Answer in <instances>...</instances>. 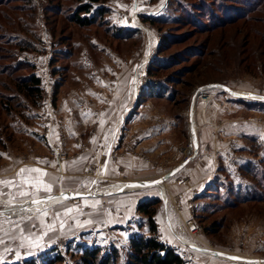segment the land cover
Here are the masks:
<instances>
[{"label":"rangeland","instance_id":"1","mask_svg":"<svg viewBox=\"0 0 264 264\" xmlns=\"http://www.w3.org/2000/svg\"><path fill=\"white\" fill-rule=\"evenodd\" d=\"M111 1L114 2H108ZM120 1L115 0L114 4ZM73 2L64 1L62 8L58 9V0H0V12L21 15L19 19L23 25L19 31L18 24L11 26L9 19L0 17V34L10 40L19 36L32 45L31 50H15L18 58L35 67L34 71L42 80V96L37 103L25 101L20 110L9 115L0 108V176L7 172L8 164L12 168L37 165L57 173L54 176L55 190L46 192L40 189L35 195L24 197L13 187L0 183V264H25L29 259L42 264L48 258L57 260L59 256L61 261L55 264H85L82 259L84 250L92 247L101 248L105 254L117 249L118 264H126L131 237L150 234L147 216L138 211L141 202L138 203V199L150 196L147 199L160 197L164 201L166 179L155 176L164 171L171 173L170 168L178 162V150L189 144L192 126L189 108L196 90L205 87L212 99L215 92L226 90L208 86L210 84L240 90L245 88L243 91L254 90L256 93L244 92V97L264 101V75L247 73L233 61L222 64L221 58L219 64L213 66L212 61L218 60L219 54H208L203 65L205 59L197 57L199 51L195 46H199L206 35L195 26L172 22L157 26L143 21L148 28L141 29L136 37L128 42H113L103 27L85 29L72 23L68 15L75 6ZM19 4L21 12L13 8ZM112 12L111 23L115 19ZM120 13H126V10H120ZM163 33H186L188 38L180 44L170 45L165 53L181 52L179 63L164 71L161 78L151 77L148 67L158 55ZM67 36H70V44L64 43ZM240 42L244 44L243 38L239 39ZM69 49L72 53L67 56ZM205 50L209 52L207 46ZM4 58L6 60L1 61L2 64L12 62L9 57ZM193 65L196 72L187 73L192 68L187 69L180 80L170 85L177 92L174 100L150 98L139 108L135 107L138 95L149 82H165L168 76H174L176 70ZM215 67L218 69L213 70ZM58 81H62V85L55 102V84ZM115 91L117 98L113 102ZM233 97V94H228L225 99L231 101L235 99ZM196 101L204 102L200 96ZM115 103H118V110L115 119L112 117L111 120L109 113ZM84 113L90 117L83 118ZM104 114L109 116L104 118ZM66 115L70 122L66 121ZM116 124L117 138L110 154L103 156L106 135ZM95 139L101 144L98 157L90 149ZM162 148L159 153L157 149ZM85 154L79 172L72 173L67 169V164L77 162ZM127 161L129 173L120 166ZM146 166L159 172L149 174ZM62 174H69L70 178L66 176L60 180ZM153 179H161V185L125 186L132 181ZM183 182L189 184L188 178ZM115 187L118 188L115 190ZM117 190L122 193L112 192ZM69 191L109 193L63 198L56 203L46 201L41 208L47 210V216L35 211L39 207L36 204H33L35 208L31 212L20 210L21 207L30 209L32 200L55 197ZM182 195L180 192L176 201L178 206ZM212 198L216 199L217 194ZM242 207L225 211L229 213L228 219L227 216L221 219L223 212L213 217L221 219L225 226L215 235L207 234L195 215L182 231H177L179 234H174L176 246L173 247L184 257L186 264H264V203L256 208L251 205ZM68 208L74 210L65 214ZM21 216H32V219L21 221ZM132 223L135 225H130ZM191 223L198 226V233L191 232ZM131 228L134 231L129 236ZM159 237L161 239L160 234Z\"/></svg>","mask_w":264,"mask_h":264},{"label":"trees","instance_id":"2","mask_svg":"<svg viewBox=\"0 0 264 264\" xmlns=\"http://www.w3.org/2000/svg\"><path fill=\"white\" fill-rule=\"evenodd\" d=\"M58 1V9L62 8L64 1H74L72 4L75 6L70 9L69 20L85 29L103 27L104 33L113 42H128L141 32L139 28H127L111 23L112 9L106 4L109 0ZM195 1L167 0L163 12L156 15H142L141 17L144 22L157 26L170 22L176 25L188 23L195 26V29L206 35L199 46H195L196 50L199 51V53L196 52L197 57L205 59L203 65L207 61L208 54L211 56L219 54L218 60L212 61L213 66L218 65L221 58L222 64L233 61L237 63L235 66L239 65L247 73L264 75V0ZM13 8L15 11L21 12L22 10L20 4ZM50 12L53 13L52 10ZM20 16L8 11L0 12V17L9 19L11 26L18 24L19 31L23 29ZM69 38L70 36H67L64 38L66 41L63 42L70 44ZM187 38L186 33H163L158 55L148 67L149 76L161 78L164 71L177 65L182 58L181 52L171 55L165 53L171 48L170 45L180 44ZM241 38H243L244 44L239 43ZM206 46L208 50L212 46L208 53L205 50ZM16 48H18V52L22 49L31 50L32 45L19 36L10 40L3 38V34H0V108L6 115L15 110H20L25 101L37 103L42 96L41 77L36 74L33 65L17 57ZM192 49L190 52H193ZM71 53V49L66 51L67 56H70ZM5 56L9 57L12 62L2 64L1 61L6 60ZM193 66L176 70L173 72L174 76H168L165 82H149L138 95L135 107L139 108L143 102L150 98L174 100V94L177 92L170 85L180 80L187 69L192 68V70L187 71V73L192 74L196 67ZM217 69V67L213 68V70ZM24 70L29 72H23ZM61 85L62 81L55 84V102ZM247 104L252 108L264 109V101L261 100H252ZM225 174V180H221L219 177L215 178L199 196L203 203L194 213L198 223L209 235H215L225 227L221 222L223 217L227 216V219L229 217V213H225V211L238 210L247 205L256 208L264 203V158L258 162L248 161L243 164L240 167L241 179L238 181L233 179L229 173L226 172ZM213 194H217L216 199L212 198ZM162 203L163 199L160 197L145 199L139 203L138 211L147 216L146 224L150 234H135L131 237L126 264H186L184 257L176 248L166 244L159 237L156 214L158 206ZM222 212L221 219L213 218ZM82 259L85 264H118V250L113 249L105 254L99 247L87 248L84 250ZM56 261H61V257L59 256L57 260L48 258L42 264H55ZM25 264L38 263L34 259H29Z\"/></svg>","mask_w":264,"mask_h":264},{"label":"crops","instance_id":"3","mask_svg":"<svg viewBox=\"0 0 264 264\" xmlns=\"http://www.w3.org/2000/svg\"><path fill=\"white\" fill-rule=\"evenodd\" d=\"M150 1L151 0H121L119 3L115 4V0L114 2H108V5L113 9L112 13L115 14L113 23L128 28L131 25L136 24V28L147 29L148 26L143 22L141 16L161 13L167 2V0H155L151 3ZM157 5L158 7H156ZM123 9L126 10V13L122 14L120 13V10ZM229 88L233 92L241 95L233 94V98L235 99L230 101L225 99V96L232 93L226 90L224 92H215L213 98L208 102L196 101L193 113L195 137L193 134H190L193 136V140L197 146L196 155L177 171L170 174L164 182L166 187V198L163 196L164 201L156 214V220L161 240L171 246H176V242H174V234H179L177 231H182L184 227H186L187 221L194 218L195 210L203 203V200L200 199L199 196L215 178L219 177L221 180H225V173L227 172L233 179L238 181L241 179L240 167L243 164L248 161L258 162L264 158V124L258 121L261 118H264V111L262 109L249 107L247 103L252 101L251 98L243 96L246 94L244 92H253L254 90L243 91L245 88L240 90L231 86ZM254 92L256 93V91ZM114 98H117L116 91L113 94L112 100ZM117 110L118 103H115L113 104L111 113H109L111 120L112 117L115 119ZM109 115L104 114V118H107ZM82 116L85 119L90 117L87 113H84ZM65 119L67 122H70L69 116L66 115ZM115 122L116 121H114V123ZM117 130L116 124L113 131L106 135L107 140L103 156H108V154H110L113 143L117 138ZM189 130L191 132V127ZM99 144V141L95 139L90 145V149L92 148L91 151L96 157L100 154L98 149L101 148V144ZM163 149L164 148L157 149V151L160 153ZM216 153L220 155L219 160L214 157V154ZM85 156L86 154L83 157H80L77 162L67 164V169L72 173L79 172ZM227 158L232 159L234 164L227 161ZM120 166L124 168L125 173L131 171L128 161L125 162V165L123 164ZM6 167L5 170L7 172L5 174L3 173V175L0 176V179L12 181L16 185L12 188L13 190H17L18 192L21 190L28 192V190L33 189L32 179L30 178H39L41 180L42 183L40 189H43L44 184H48L51 185V190H55L54 188L57 183L54 182V176L57 173L53 170L30 164L18 165L15 168H12L11 164H8ZM23 168H38L46 174L40 176L39 173H25L24 178L27 182L23 188H20L19 186L22 177L19 173ZM145 168L146 172H149V174H154L157 171L151 170L148 166ZM8 171L12 172L8 173ZM169 173L164 171L155 177H164ZM66 176L69 177L70 175L62 174V179L60 178V180H63ZM186 178H188L189 184L183 182ZM158 191L162 194L161 188H158ZM120 192L121 191H118L116 193ZM180 192H183V195L180 198L181 205L178 206L176 201L179 198ZM163 194L165 195L164 190ZM148 197L150 196L141 197L137 202L139 203ZM130 225L135 224L132 223ZM133 231L134 228H131L129 236ZM125 236L127 237V235Z\"/></svg>","mask_w":264,"mask_h":264},{"label":"snow or ice","instance_id":"4","mask_svg":"<svg viewBox=\"0 0 264 264\" xmlns=\"http://www.w3.org/2000/svg\"><path fill=\"white\" fill-rule=\"evenodd\" d=\"M25 173H39L40 174V176H43V175H45L46 173H43L42 172V170L41 169H38V168H23V169H21L20 170V173H19V175L22 177V180H21V184H20V188H23L24 187V185H25V183L27 182V180L24 178V174ZM30 179H32V183H33V188H34V190H33V192L32 193H29V192H27V191H19V195L21 196V197H24V196H29V195H35L36 193H38L39 191H40V185H41V180L39 179V178H30ZM0 183H2V184H5V185H7V186H10V187H15L16 185L12 182V181H0ZM43 189H44V191H46V192H50L51 191V185H48V184H44L43 185ZM9 195H11L10 193H9ZM47 200H51V199H56L57 200V202H59V198H52V197H47L46 198ZM46 201L45 200H32L31 201V203L32 204H36V205H42V204H44ZM9 203H11V201H9ZM21 211H23V212H31V211H33L32 209H26V208H23V207H21V209H20ZM74 209H72V208H68L67 210H66V212H65V214H68V213H71L72 211H73ZM78 210V209H77ZM35 211L37 212V213H39V214H41V215H44V216H47V210L46 209H43V208H41V207H37L36 209H35ZM25 219H28V220H31L32 219V216H27V217H24V216H21L20 217V220L21 221H23V220H25ZM18 226V225H17ZM32 227L33 228H35L36 227V225H32ZM21 231H23V229H20ZM31 234V233H30ZM46 234V233H45ZM39 238V237H38ZM232 259H238L237 257H232Z\"/></svg>","mask_w":264,"mask_h":264},{"label":"water","instance_id":"5","mask_svg":"<svg viewBox=\"0 0 264 264\" xmlns=\"http://www.w3.org/2000/svg\"><path fill=\"white\" fill-rule=\"evenodd\" d=\"M208 86L223 87L225 90L231 92L234 95H241V94H237L236 92H233L228 86H223V85H220V84H210ZM263 99H264V97H263ZM195 102H196V94L193 95V98H192L191 103H190V108H189V114H190V118L192 120L191 134H193L194 137H195V135H194L195 134V128H194V125H193V113H194ZM194 143H195V141H194ZM187 162L188 161L183 162L182 164H180L176 168V171L181 166H183L185 163H187ZM171 173H173V172H171ZM171 173H169L166 176H164L163 177V180H165L166 178H168ZM160 180L132 181L130 183V185L131 186H137V187H139V186L160 185V183H161ZM117 191H119V190H117ZM117 191H112V192H117ZM105 193H109V192H100V191H97V192H94V193H89V192H72V191H69V192H63V193H61V196H63L64 199H75V198L90 197V196H93V195H100V194H105ZM41 199H43V198H41Z\"/></svg>","mask_w":264,"mask_h":264},{"label":"built area","instance_id":"6","mask_svg":"<svg viewBox=\"0 0 264 264\" xmlns=\"http://www.w3.org/2000/svg\"><path fill=\"white\" fill-rule=\"evenodd\" d=\"M195 94H196V97L197 96H200L201 100L204 101V102H207V101H209L211 99V94L209 93V91L205 87H199L196 90ZM250 96H252V98H259V96H256V95H250ZM259 122L262 123V124H264V119L259 120ZM181 151L178 150L179 157L176 159L178 162H177L176 165L172 166L171 172L176 171V168L180 164H182L183 162H186V161L191 160L196 155L197 146L194 143L193 136L190 137L189 144H188L187 147H181ZM214 157L217 158V159H219L220 158V155L218 153H216L214 155ZM226 160L229 161L231 164H234V162L232 161V159L227 158ZM189 227H190L191 232L193 234L194 233H198L199 228H198L197 225L191 223Z\"/></svg>","mask_w":264,"mask_h":264},{"label":"bare ground","instance_id":"7","mask_svg":"<svg viewBox=\"0 0 264 264\" xmlns=\"http://www.w3.org/2000/svg\"><path fill=\"white\" fill-rule=\"evenodd\" d=\"M161 185V184H160ZM125 186L126 187H133V186H131V185H127V184H125ZM125 187V188H126ZM136 187V186H135ZM118 187H115L114 189L116 190ZM124 187H123V189H125ZM164 195V194H163ZM164 196H166V195H164ZM47 197H43V199H41V200H45V201H47L46 203H56L57 202V200L56 199H51V200H47L46 199ZM52 198H59V201L60 200H62L63 199V196H61V195H58V196H55V197H52ZM39 207H42L43 206V204L42 205H38ZM29 208L30 209H34L35 208V206L32 204L31 206H29ZM185 241V240H184ZM187 241V240H186Z\"/></svg>","mask_w":264,"mask_h":264}]
</instances>
